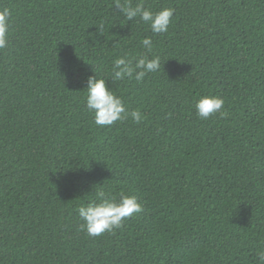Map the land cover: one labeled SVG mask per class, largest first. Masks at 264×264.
Returning a JSON list of instances; mask_svg holds the SVG:
<instances>
[{
	"label": "trees",
	"instance_id": "1",
	"mask_svg": "<svg viewBox=\"0 0 264 264\" xmlns=\"http://www.w3.org/2000/svg\"><path fill=\"white\" fill-rule=\"evenodd\" d=\"M130 2L174 8L168 31L127 20L114 0H0L10 10L0 49V264H257L264 0ZM124 54L159 55L161 68L141 82L115 80ZM95 73L141 112L139 123L95 124L85 101ZM209 93L227 115L198 118L195 101ZM99 191L135 195L142 211L90 237L78 208Z\"/></svg>",
	"mask_w": 264,
	"mask_h": 264
},
{
	"label": "clouds",
	"instance_id": "2",
	"mask_svg": "<svg viewBox=\"0 0 264 264\" xmlns=\"http://www.w3.org/2000/svg\"><path fill=\"white\" fill-rule=\"evenodd\" d=\"M114 7L119 9L127 20L138 18L139 22L149 25L153 34H163L168 31L175 11L172 7H163L158 11H153L150 7H145L143 2L133 6L130 0H124V2L114 0ZM9 27L10 10L4 7L0 9V49L8 46ZM101 28H98L99 35H103ZM141 45L147 52L153 51L151 37L143 38ZM160 68L159 55L150 57L145 54L130 58L128 54H124L115 58L111 66V76L115 80L134 78L137 82H141L149 73H157ZM85 89L86 108L94 114L96 125L111 126L128 116H131L137 123L143 119L140 111H129L126 108L124 100L114 93L103 76H98L97 73L89 76ZM223 108L224 99L211 93L201 95L195 101L196 115L201 119H207L217 112L221 116L227 115ZM141 211L142 205L135 195L120 193L117 197L99 191L95 200L78 208L79 217L83 221L80 229L90 237L100 236L121 227L127 218ZM256 255L257 264H264V245L258 249Z\"/></svg>",
	"mask_w": 264,
	"mask_h": 264
}]
</instances>
